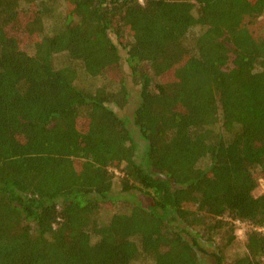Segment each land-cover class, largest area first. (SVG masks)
<instances>
[{"label":"trees","instance_id":"1","mask_svg":"<svg viewBox=\"0 0 264 264\" xmlns=\"http://www.w3.org/2000/svg\"><path fill=\"white\" fill-rule=\"evenodd\" d=\"M263 15L0 0V264H264Z\"/></svg>","mask_w":264,"mask_h":264},{"label":"rangeland","instance_id":"2","mask_svg":"<svg viewBox=\"0 0 264 264\" xmlns=\"http://www.w3.org/2000/svg\"><path fill=\"white\" fill-rule=\"evenodd\" d=\"M246 24L248 26V28L250 29V31L253 33V35L258 38V37H262L264 35V15L260 16L254 20H247ZM57 61L60 60H65L64 56H60L56 59ZM123 68L125 69V71H128V67L127 64L124 61V66ZM78 81L82 84H87L89 83H95V85H99L100 84V79L99 78H94L92 80L89 81V79L87 77H85L83 74H79L78 76ZM131 105V104H130ZM129 105V106H130ZM131 107H129V110H127L129 113H131ZM117 110V108H116ZM141 151V145H138V153H140ZM117 173V172H116ZM116 181H118L115 178ZM262 179H259V187L257 188V190H255L254 194L257 195L258 193L264 191V181L262 183ZM131 199V201H141L144 204H148L150 202V200L142 195H134L129 197ZM105 213V211H103ZM103 216H107V214H103ZM247 228V225L245 223H236V235H237V240H236V244L232 247H230V256L232 257L233 255H236L238 253H242L245 251V247H244V232ZM203 264H214V259L211 256H207L202 260Z\"/></svg>","mask_w":264,"mask_h":264},{"label":"built area","instance_id":"3","mask_svg":"<svg viewBox=\"0 0 264 264\" xmlns=\"http://www.w3.org/2000/svg\"><path fill=\"white\" fill-rule=\"evenodd\" d=\"M140 1H142V0H140ZM262 183H263V181H262ZM238 223V222H237ZM261 230H263L264 231V228L263 229H261Z\"/></svg>","mask_w":264,"mask_h":264}]
</instances>
